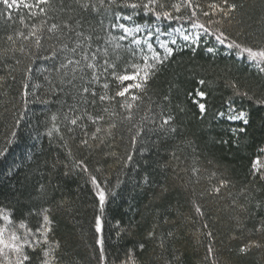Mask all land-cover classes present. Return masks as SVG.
Listing matches in <instances>:
<instances>
[{"label": "snow or ice", "instance_id": "1", "mask_svg": "<svg viewBox=\"0 0 264 264\" xmlns=\"http://www.w3.org/2000/svg\"><path fill=\"white\" fill-rule=\"evenodd\" d=\"M0 6V17L8 21L13 18V10H26L20 23L28 29L6 34L7 47L0 48V67L6 72L0 75V89L16 86L12 107L6 108L8 115L4 116L10 124L0 138V161L7 164L0 175L14 178L23 167L25 154L19 160L10 159L14 146L19 147L21 123L25 122V130H29L33 109L45 112L48 106L59 105L63 115L52 113L46 118L44 134L50 140L55 134L70 157L69 140L76 141L83 153L80 158H73L71 165H65L64 174L78 169L84 185L92 191L94 214L89 226L95 230L92 239L99 249L94 256L97 264H117L106 251L104 232L108 221L104 213L109 196L122 183L124 169L134 163V155L142 156L148 150L150 141L168 139L178 131L175 117L165 115L164 106L152 97V82L178 50L196 52L203 46L204 51L215 56L223 49L234 64L247 63L254 69L243 84L236 79L229 81L235 96L251 102L248 107H237L232 100L226 111L216 113L221 119L241 122L230 129L237 145L247 137L251 115L248 109H264V0H0ZM25 15L34 22L25 24ZM198 83L204 85L206 81L200 79ZM189 95L203 116L208 94L197 89ZM163 99L169 101L167 95ZM89 125L94 130L89 131ZM29 136L33 138L31 131ZM38 137L39 133L35 138ZM117 139L124 142L123 154L117 150ZM257 147L259 153H264V142ZM100 149H107L104 160L111 158V164L92 163L93 152ZM173 157L179 159L175 153ZM59 163L53 159L52 167ZM191 171L194 182L199 183L201 169L193 166ZM249 174L251 179L235 195L228 191V207L235 213L231 219L241 236L244 232L264 235V214H258L264 213V199L256 196L258 190L264 191L261 156L252 160ZM216 177L217 173L212 172L209 180ZM145 183L151 181L145 179ZM230 185L235 187L221 174L200 197L218 198L222 189ZM166 191L164 187L160 194ZM65 203H58L57 210L64 209ZM192 204L195 213L204 218L201 204L195 200ZM50 211L48 207L27 211L28 216L41 217L33 229L26 219H15L9 210L0 207V264H64L63 256L55 255L59 242L50 239L54 223ZM164 223H169L167 218ZM202 229L208 241L204 259L208 264H219L216 238L206 220ZM148 236L154 238L155 231ZM166 238H176V231H169ZM158 246L165 247L164 238ZM261 247L264 244L260 241L249 240L238 248L237 254L247 255L253 248ZM125 255L119 264H139L133 249ZM67 264L75 262L69 259ZM165 264H180V258L173 252L165 258Z\"/></svg>", "mask_w": 264, "mask_h": 264}, {"label": "trees", "instance_id": "2", "mask_svg": "<svg viewBox=\"0 0 264 264\" xmlns=\"http://www.w3.org/2000/svg\"><path fill=\"white\" fill-rule=\"evenodd\" d=\"M25 13L23 8L19 12L13 10L11 21L0 17V48L7 47L4 40L6 34L27 32L28 29L20 23V16ZM33 22L25 15V24ZM253 72L254 69L247 63L234 64L226 50L222 49L213 56L201 46L196 52L178 50L177 55L154 79L153 100L164 106L165 115L170 113L175 117L174 124L178 131L170 134L168 139H159L154 143L150 141L148 150L142 156L134 155V163L124 169L120 176L122 183L108 198L104 213L108 221L104 232L105 247L117 264L126 258L129 249H133L139 264H165V258L173 252L179 256L180 264H208L204 259L208 241L202 234L205 220L216 238L215 255L219 264H264V247L253 248L247 255L237 254L238 248L249 240L264 244V235L248 232L240 235L235 221L231 219L235 213L228 207L230 201L227 195L228 191L235 195L251 179L249 170L257 155L264 159V153H259L257 147L264 142V109H248L251 113L250 126L247 137L241 139L240 145L232 138L230 129L240 126L241 122L216 116L217 112L226 111L232 100L237 107H248L251 102L235 96L229 81L236 79L243 84ZM0 75H6L2 67ZM200 79L206 83L200 85ZM8 82L11 83L10 80ZM197 89L208 94L207 111L203 116L198 114L199 110L189 95ZM15 92V85L0 89V138L10 124L4 116L8 115L6 108L12 107ZM165 95L169 101L163 99ZM29 107L33 109V106ZM59 108V105L54 104L48 106L45 112L33 109L29 130H25V122L21 123V129L18 130L19 147L14 146L10 159L19 160L22 153L25 159L14 178L0 175V207L9 210L15 219H26L33 229L38 226L41 217L28 216L27 211L50 208V217L54 219L50 239L60 244L55 255L58 258L63 256L64 264L69 259L74 260L75 264H97L94 256L99 249L92 239L94 227L89 226L94 214L92 191L90 186L84 185L78 169H73L67 176L64 174L65 165H71L73 158L78 159L83 153L76 141L69 140L68 145L72 150L70 157L67 149L60 146L55 134L51 140L44 134L46 118H50L52 113L63 115ZM181 108L184 110L180 111ZM107 122L106 116L105 126ZM61 128L63 130V123ZM92 130L94 126L89 125V131ZM29 131L33 138H30ZM37 133L38 139L35 138ZM222 140H228L229 143H221ZM123 143L117 139L120 154H123ZM105 151L107 149L93 152L92 163L99 161L101 164H111V158L104 160ZM173 153L179 159L174 158ZM53 159L60 161L56 168L52 167ZM210 160L212 163H209ZM193 166L201 169L199 183L194 182ZM6 167L7 164L0 161V173ZM212 172H216L217 177L209 180ZM221 174L231 180L235 187L230 185L228 189H222L218 198L205 196L201 199L200 193L210 183H216ZM115 176L113 172V184ZM145 179L151 183H145ZM164 187L167 191L161 195ZM256 196L264 199V191L258 190ZM193 200L201 204L206 213L204 218L195 213ZM61 201L66 202L65 207L57 210L56 205ZM21 212L25 215L21 216ZM165 218L169 223H164ZM247 226L250 228L252 225L249 222ZM153 230L156 236L149 238L148 233ZM172 230L176 231V238L167 239L166 234ZM233 235L238 238L232 239ZM161 238H164L163 249L158 246ZM141 244L145 246L143 249L139 247Z\"/></svg>", "mask_w": 264, "mask_h": 264}]
</instances>
